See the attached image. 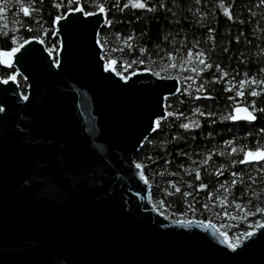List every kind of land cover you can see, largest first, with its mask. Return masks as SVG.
<instances>
[{"label": "water", "instance_id": "obj_1", "mask_svg": "<svg viewBox=\"0 0 264 264\" xmlns=\"http://www.w3.org/2000/svg\"><path fill=\"white\" fill-rule=\"evenodd\" d=\"M84 12L56 20L57 60L38 39L0 55L27 85L0 78V264H264V228L233 250L214 224L153 205L134 156L181 82L124 79L98 43L106 13Z\"/></svg>", "mask_w": 264, "mask_h": 264}, {"label": "trees", "instance_id": "obj_2", "mask_svg": "<svg viewBox=\"0 0 264 264\" xmlns=\"http://www.w3.org/2000/svg\"><path fill=\"white\" fill-rule=\"evenodd\" d=\"M143 2L146 7L141 9L132 7L130 0H0V53L38 39L57 60L56 20L80 6L95 13L103 4L111 24L100 31L99 44L108 64L117 61L118 74L127 78L149 70L181 82L179 94L166 101L168 118L134 156L152 185L153 205L171 220L212 223L230 244L237 237L241 242L258 223L264 224V213L257 211L264 209V162L240 163L247 151L264 150V84L240 87L241 82L264 80V7L259 0ZM22 6L29 7L30 15L23 14ZM198 52L211 68L199 64ZM194 67L204 70L191 71ZM15 74L16 69L0 62L2 80ZM17 81L26 96L24 79L18 75ZM201 85L203 90L197 91ZM238 91L244 95L237 96ZM252 91L260 95L252 96ZM239 105L249 107L256 119L224 118ZM193 122L199 126L182 127Z\"/></svg>", "mask_w": 264, "mask_h": 264}, {"label": "snow or ice", "instance_id": "obj_3", "mask_svg": "<svg viewBox=\"0 0 264 264\" xmlns=\"http://www.w3.org/2000/svg\"><path fill=\"white\" fill-rule=\"evenodd\" d=\"M19 2H20V0H17V3H19ZM197 2H199V0H197ZM130 4L134 8H141L142 9V8H145L146 7V4L143 2V0H130ZM6 6L7 5H5V7ZM127 6L128 5H125V7H127ZM221 7L224 8V14L226 16H228L229 19H231L232 16H231V13L229 12L228 8L225 7L223 4H221ZM2 11H3V8H0V12H2ZM21 11L23 12V14L25 16L30 15L29 7H23L22 6L21 7ZM75 11L84 12L83 8H80V7L76 8ZM99 11L101 13H104L106 11L103 4H101L99 6ZM94 14L95 13H93V12H84V15H94ZM107 23L108 24H111V21H107ZM29 30H31V29H29ZM42 42L43 41L41 40V43ZM98 43H99V41H98ZM101 47H103V44H101ZM16 51H18V49L17 48H13L11 53H0V55L11 56L12 53H15ZM189 55L191 56V53H189ZM203 55H204L203 52H198L196 54V57H197V60L199 61V64H203L205 66V68H211L212 67V64L211 63H206L205 60L202 58ZM116 63H117V61H115V60L110 61V64L111 65H115ZM141 63H143V61H141ZM128 67H130V65H128ZM170 67L175 68V67H177V65L172 64V65H170ZM180 67L183 68V65H181ZM203 70L204 69H199V68H196V67H194V68L191 69V71L198 72V73L199 72H202ZM216 70L218 72L221 71V69L219 68V65H217V69ZM157 75H159V73H157ZM227 75H228L227 72H223V76L224 77H226ZM11 79L15 80V76L11 77ZM188 79H191V77H188ZM4 83H7V81H4ZM245 83H251V84L261 85V84H264V80H256V79H253L251 81L241 82V84H240L241 89H243ZM189 87H191V86L189 85ZM202 90H203V85H201V88L197 89V91H202ZM228 90H231V89H228ZM236 95L237 96H243L244 95V92L243 91H238L236 93ZM251 95L252 96H258V95H260V93L257 92V91H252L251 92ZM197 98H199V97H197ZM208 98H211V97H208ZM25 99H27V97H25ZM254 105H255V102L253 101V105H252L253 108H254ZM260 111H264V109H260ZM197 112H199V109H197ZM234 112H235V114L229 115V116L224 117V118L225 119H231V120H234V121L235 120H241V119L254 121L256 119V116L253 114V112H250L247 107L241 108V107L237 106L234 109ZM200 114L203 115V113H200ZM156 125H157V127L159 126V121L156 122ZM193 125H195L197 127L199 126L198 124H196V122H193L192 124H188V123L183 124L182 127L185 128V129H188L190 127H193ZM232 151L235 152L236 149L233 148ZM241 151H243V149H241ZM209 159H210V157H209ZM253 161H255V162L264 161V150H258V151H255V152L248 151L246 153L245 159L244 160H241L240 163H249V162H253ZM204 163H207V160H205ZM136 167L137 168H140L141 165L137 164ZM217 174L219 175L220 173H217ZM232 175L233 176H236L237 174L236 173H233ZM196 178L197 179H200V173H199V171L196 172ZM236 182L237 181L234 180L233 181V184H235ZM201 188L202 189L203 188H206V185H201ZM176 191L179 192L180 189L177 188ZM185 195H188V193H185ZM239 207L240 206L237 205V208H239ZM257 211L260 212V213H264V209H257ZM178 223L183 224L185 222L184 221H178ZM188 223H193V221H188ZM256 227H258V228H264V224L258 223L256 225ZM221 235H224L225 238H227L226 237V233H221ZM246 235L248 237H250L251 235H253V233L252 232H248ZM239 243H240V238L237 237L236 243L235 244H230L229 246L231 248H233V250H235V248L237 247V245Z\"/></svg>", "mask_w": 264, "mask_h": 264}, {"label": "rangeland", "instance_id": "obj_4", "mask_svg": "<svg viewBox=\"0 0 264 264\" xmlns=\"http://www.w3.org/2000/svg\"><path fill=\"white\" fill-rule=\"evenodd\" d=\"M109 66L112 67L113 69H115L116 64H115V65H111V64L109 63ZM13 76H15V80H17L18 75L15 74V75H13ZM13 76H12V77H13ZM158 77H159V76H158ZM159 212H160V211H159ZM160 213H161V212H160ZM226 239H227V241L229 242L228 238H226ZM229 243H230V242H229Z\"/></svg>", "mask_w": 264, "mask_h": 264}, {"label": "built area", "instance_id": "obj_5", "mask_svg": "<svg viewBox=\"0 0 264 264\" xmlns=\"http://www.w3.org/2000/svg\"><path fill=\"white\" fill-rule=\"evenodd\" d=\"M121 76H123V77H124V79H126V77H125L124 75H121Z\"/></svg>", "mask_w": 264, "mask_h": 264}]
</instances>
